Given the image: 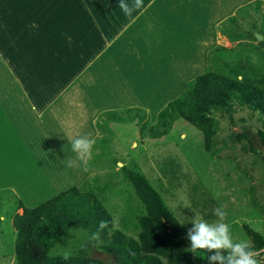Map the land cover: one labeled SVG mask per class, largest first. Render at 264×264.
I'll use <instances>...</instances> for the list:
<instances>
[{"label": "rangeland", "instance_id": "rangeland-1", "mask_svg": "<svg viewBox=\"0 0 264 264\" xmlns=\"http://www.w3.org/2000/svg\"><path fill=\"white\" fill-rule=\"evenodd\" d=\"M173 1L0 0V103H15L18 106L14 112L18 113L17 120L10 118L5 120V124L15 128L31 125L29 133L22 130L13 133L10 141L0 140V264H14L15 231L11 220L16 213L22 212L18 209L19 205L22 203L25 208H34L74 186H84L93 191L112 214L115 228L125 231L122 217L137 210L140 205L121 170L123 166L138 170L147 178L179 221L185 235L195 213L214 221L217 219L213 215L215 208L227 212L226 222L231 226L235 241L249 239L245 226L262 232L264 166L255 153L248 149L245 140H237L238 133L243 129H249V137H254V132L260 127L256 114L235 109L231 116L224 118L217 115L216 155L211 157L203 148L199 132L184 121L175 122L169 135L158 140L142 137L141 126L136 119L110 124V132L100 133L95 127L97 115L114 110L102 109L92 120L93 129L97 132L93 137H97V142L92 150V159L86 165L81 164L83 173L77 174L65 166L58 154L56 157L51 156L55 151L54 144L50 143L47 135L35 129L39 122L37 112L48 101L58 98V94L67 88L70 90L68 86L77 83L78 71H87L94 62L92 60L87 65L89 59L98 51L94 59L98 60V65L102 64L101 69L104 68L107 74L108 71L119 69L117 63L111 60H100L101 54L106 52L109 42L118 44L116 37L120 30L130 19L138 16L136 13L142 6L155 7L152 12L150 7L142 13L143 16L140 15L143 20L144 14L150 11L147 19L141 21L143 28L146 30L154 26L151 29L156 28L160 34L161 29H164V37L161 36L164 39L156 41V44H169L176 48L184 39V31L181 29L179 41L175 31L169 33V30H174L172 23L176 18L173 15ZM180 1L183 7L187 5L192 9L199 0ZM255 1L238 6L229 14L228 17L237 16L240 24V30L233 32V41L224 36L218 26L215 31H209L207 28L198 29L203 23H196L195 36L205 39L195 47L194 52L193 48L189 51L194 63L192 75L206 71L208 51L219 46L230 52L219 53L216 63L211 64L223 75H230V69H238L245 62L259 67L264 73V3L258 12ZM121 4L127 7V11ZM239 8L247 9L243 15H236ZM196 9L199 12V7ZM171 15L172 18H168ZM167 18L171 23L165 21L160 26L159 22L163 23ZM256 34L262 38L258 40ZM187 41L184 40L185 45L189 44ZM156 51L157 54L161 51L158 62L165 71V67L172 62L165 58L163 49L156 47ZM203 57L206 67L203 66ZM192 79L183 83V91ZM25 102H34V108L29 104L26 106ZM131 107L144 110L140 106L116 110ZM162 107L156 112L144 110L149 115L150 125L154 124L156 114ZM38 115L41 117V113ZM58 117L61 119L53 120L51 134L55 146L64 156L70 153L68 149L71 148L64 144V140L68 139L64 135L70 132L72 126L71 116L64 112L59 113ZM252 146L256 153L264 154L256 139H252ZM30 147L29 155L25 149ZM37 163L48 168L52 165L59 170H71V173L47 172ZM178 190H186L189 208H185V203L179 199ZM73 234V240L55 244L50 249V255L62 256L66 250L75 254L86 241L94 239L93 234L84 230H77ZM187 241L194 264H208L207 256L211 253L203 250L192 252L190 241ZM90 255L106 264H114L99 249H92Z\"/></svg>", "mask_w": 264, "mask_h": 264}, {"label": "trees", "instance_id": "trees-1", "mask_svg": "<svg viewBox=\"0 0 264 264\" xmlns=\"http://www.w3.org/2000/svg\"><path fill=\"white\" fill-rule=\"evenodd\" d=\"M255 2V9L260 12L264 1ZM247 8L237 9L236 15H243ZM262 23L264 26V19ZM218 29L233 41L234 30H240L237 16L227 17L219 23ZM228 52L229 49L220 46L210 49L206 71L194 77L181 94L159 110L153 125L146 111L131 107L101 112L95 122L97 131L110 132V124L136 119L142 137L158 140L169 135L175 122L184 121L199 132L205 152L215 157L217 115L225 118L240 109L256 114L260 127L253 138L249 137V129H243L237 140H245L248 149L263 165L261 153L255 152L252 139L264 150V73L245 62L238 69H230V75H223L211 63H216L219 53ZM95 139L97 142V137ZM121 170L140 205L122 217L125 231L115 228L112 214L93 191L74 186L34 208L19 205L22 212L11 220L15 231L14 264H106L90 255L92 249L108 255L114 264H194L183 227L158 192L138 170L127 166ZM101 220L108 226L100 231L99 239L86 241L70 259L50 255L55 244L73 240V232L77 230L96 233ZM245 232L253 250L264 260V228L260 232L245 226Z\"/></svg>", "mask_w": 264, "mask_h": 264}, {"label": "crops", "instance_id": "crops-1", "mask_svg": "<svg viewBox=\"0 0 264 264\" xmlns=\"http://www.w3.org/2000/svg\"><path fill=\"white\" fill-rule=\"evenodd\" d=\"M250 1L252 0H199L196 2V6L191 9L187 5L183 7L180 0H174L175 14L173 15H176V18L172 23L174 30H169V33L172 34L175 31L177 40H180L181 29L184 31V39L177 44L176 48L169 44L162 46L156 44V41L164 39V29H161L160 34L156 28L155 30L151 29L154 26H150L146 30L143 28L141 21L147 19L150 11L147 12L148 14H144L143 20H141L140 15L145 13L150 7L152 12L155 7L142 6L136 13L138 16L130 19L129 23L127 22L125 27L120 30L121 32L119 31L120 33L116 37L118 44L109 42L108 49L101 54L100 60H105L106 62L111 60L117 63L119 69L113 72L108 71L109 74H107L106 70L104 71V68L101 69L102 64L99 63L98 65V60L94 59L99 53L98 51L94 57L89 59L87 65L92 60L94 61L89 69L87 71H81L83 70L81 69L76 74L77 83L69 85L68 87L71 89L67 88L68 90L66 89L58 94V98L48 101L43 109L39 111L41 117L38 115L40 113L37 112L39 122L36 124L35 129L39 133L47 135L49 141H51L50 143L54 144L55 151H53L51 156L56 157L58 154L61 160L65 162L68 159H75L76 155L70 148L68 149L70 153H66L63 156L53 142L54 138L51 134L52 123L55 118L56 120L61 119L58 117L59 113H70L72 126L69 128L71 129L70 132L64 135V138L68 137L67 140H64V144L71 146V138L75 136L90 134L91 137H94L97 132L93 129L92 120L102 109L112 108L116 110L121 107L140 106L149 112H156L160 107H164L168 101L176 98L183 91V83L199 75H192L194 63L192 56L189 54L191 48H193L194 52L195 47H198L205 39L195 36L196 26H198L196 23H203L198 29L207 28L209 31H215L216 26L225 20L229 14L231 15L238 6ZM166 3L164 2V4ZM197 7H199V12L196 9ZM173 15L168 18H172ZM168 18L163 20V23L160 21L159 25L164 24L165 21L166 23H171ZM185 39L188 40V45L184 44ZM147 41H152L153 43H148ZM156 47L163 49L166 55L165 58L172 62L168 67H165V71L159 65L158 58L161 56V51L157 54ZM165 47L166 49H164ZM203 60L204 57L202 62L203 66L206 67ZM25 104L26 106L29 104L28 106L31 105V108H34L35 103L25 102ZM90 108L92 109V115L89 112ZM17 109L18 106H15V103L11 105L0 103V140L10 141L11 135H14L13 133H19L22 130L29 133L31 125L25 126L26 128H21L20 126L15 128L13 125L8 126L5 124L7 119L17 120L16 114L18 115V113H14ZM47 109L49 111L45 114ZM31 130L33 131V129ZM35 132L38 133L37 131ZM25 152L29 154L31 147L25 149ZM37 165L44 167L45 171L54 174L71 173V170L76 174L79 172L83 173L80 165L79 169H77V166L69 171L67 169L59 170L58 167L54 168L52 165L49 168L41 165V163H37Z\"/></svg>", "mask_w": 264, "mask_h": 264}, {"label": "clouds", "instance_id": "clouds-1", "mask_svg": "<svg viewBox=\"0 0 264 264\" xmlns=\"http://www.w3.org/2000/svg\"><path fill=\"white\" fill-rule=\"evenodd\" d=\"M121 7H127L121 4ZM96 139L91 135H78L71 138V150L75 153V159L66 160L68 168L86 165L92 159V150ZM178 196L185 203V208L190 207L186 190H178ZM213 215L217 217L214 221L205 219L199 213L191 218V227L187 229L186 237L190 241L191 251L203 250L211 253L207 256L208 264H264L252 248L250 239L235 241L232 237L231 226L226 222L227 212L221 208L213 209ZM106 221L101 220L98 231L93 234L94 239H99L100 231L107 228ZM72 252L66 250L62 254L64 260L70 259Z\"/></svg>", "mask_w": 264, "mask_h": 264}, {"label": "water", "instance_id": "water-1", "mask_svg": "<svg viewBox=\"0 0 264 264\" xmlns=\"http://www.w3.org/2000/svg\"><path fill=\"white\" fill-rule=\"evenodd\" d=\"M256 37H257V39L258 40H260L262 37L260 36V35H258V34H256ZM262 151H264V150H262ZM261 159H262V163H263V165H264V154L262 155L261 154ZM119 165H120V163H119Z\"/></svg>", "mask_w": 264, "mask_h": 264}, {"label": "bare ground", "instance_id": "bare-ground-1", "mask_svg": "<svg viewBox=\"0 0 264 264\" xmlns=\"http://www.w3.org/2000/svg\"><path fill=\"white\" fill-rule=\"evenodd\" d=\"M121 165V164H120Z\"/></svg>", "mask_w": 264, "mask_h": 264}]
</instances>
